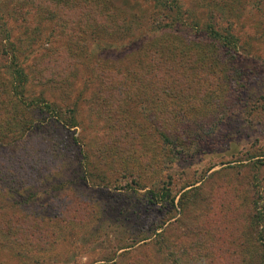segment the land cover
Masks as SVG:
<instances>
[{"label":"rangeland","instance_id":"1","mask_svg":"<svg viewBox=\"0 0 264 264\" xmlns=\"http://www.w3.org/2000/svg\"><path fill=\"white\" fill-rule=\"evenodd\" d=\"M170 43L216 66L171 114L132 80ZM26 122L55 171L0 193V264H264V0H0V157Z\"/></svg>","mask_w":264,"mask_h":264},{"label":"trees","instance_id":"2","mask_svg":"<svg viewBox=\"0 0 264 264\" xmlns=\"http://www.w3.org/2000/svg\"><path fill=\"white\" fill-rule=\"evenodd\" d=\"M224 35H227V31L223 35H221V37H218V42L221 45L225 44ZM186 46L185 47L187 49L185 48V50L182 48L175 49L174 46H172V44L170 43L164 49L163 47L159 49V52L163 51V53L167 50L168 55H166V57H170L167 61L168 63L159 65L157 73L159 77H154L145 81H140L139 79L135 78L132 79L135 80V83L137 84L136 86L138 88L140 86L144 88V85H146L149 86L147 87L148 89L153 91L158 90L160 92H163L165 89V91L167 92L166 94L169 95L175 90L177 92H181V95L188 97L187 99H183L184 101L182 102L184 103V106H182L181 108L179 107L181 106V103L180 105L174 104V99L171 97V99H169L170 101H168L169 105H165L167 107H164L168 110L169 114L172 113L176 106H178V109H180V111L182 109V112L186 111L190 107L192 108L194 106V102L191 100V98H193L194 96L196 99L197 95H202L204 93L211 95L210 92H207L208 87L205 80L206 78L199 76V74H206L201 66H205L210 70L211 68L215 69L216 66L213 64V62L205 63V59L203 56L204 54L200 55L197 67H195V64L193 63L194 61L191 60V65L192 67H195V71L190 70L189 73H185L181 70V68H177L178 61L175 59V57H177L180 61H184V58L187 56V54H193L194 57L196 56L194 53V44H190L191 47L188 44ZM190 48H193L194 50ZM175 53H177L179 57L175 55ZM166 57L163 55V58ZM161 104L162 101L159 102V107ZM4 109L1 112L5 111ZM169 117L172 118L171 116ZM4 124H7V126H9L10 121L6 120ZM62 124L63 126H67V124L64 122ZM27 125L28 127H24V125H22L23 133H26L28 135L32 132H40L41 134H39L40 137L38 143L41 146H39L38 148L33 147L27 149L21 154H18L15 150L17 147L15 145V148L14 146L10 149L5 148L6 151L3 153V156L0 157V163H3L0 164V193L4 194L5 196L9 195L13 197H20V199L22 197L23 200L19 201H22L24 203L33 201L35 192L33 191L34 182L37 180L39 182L44 181V178H48L52 173H54L56 165L54 164V161L57 160V151L55 150V145L53 143H49V146L46 147L48 140L42 135L47 134V125L41 127V129L43 130H37L36 128L38 127L33 126V124L31 123H27ZM14 137L15 136H7L5 134H1L0 131V146L5 145V141H13ZM47 137H49L48 134ZM29 143L30 142H27V144L30 146Z\"/></svg>","mask_w":264,"mask_h":264}]
</instances>
